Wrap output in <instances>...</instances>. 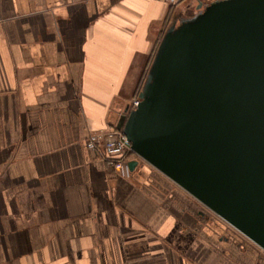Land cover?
I'll use <instances>...</instances> for the list:
<instances>
[{"label":"crops","instance_id":"crops-1","mask_svg":"<svg viewBox=\"0 0 264 264\" xmlns=\"http://www.w3.org/2000/svg\"><path fill=\"white\" fill-rule=\"evenodd\" d=\"M199 2L0 0V264H264L152 164L124 177L86 147Z\"/></svg>","mask_w":264,"mask_h":264},{"label":"water","instance_id":"water-1","mask_svg":"<svg viewBox=\"0 0 264 264\" xmlns=\"http://www.w3.org/2000/svg\"><path fill=\"white\" fill-rule=\"evenodd\" d=\"M198 8L167 30L139 105L117 128L139 157L264 249V0Z\"/></svg>","mask_w":264,"mask_h":264},{"label":"built area","instance_id":"built-area-1","mask_svg":"<svg viewBox=\"0 0 264 264\" xmlns=\"http://www.w3.org/2000/svg\"><path fill=\"white\" fill-rule=\"evenodd\" d=\"M170 4H175L179 0H161ZM212 2L216 0H200ZM140 103V98H136L132 103V108H136ZM86 147L96 151L106 163L119 175L128 177L131 175L129 161L132 158H139L133 150L132 143L122 129L108 127L91 132L86 139Z\"/></svg>","mask_w":264,"mask_h":264},{"label":"rangeland","instance_id":"rangeland-1","mask_svg":"<svg viewBox=\"0 0 264 264\" xmlns=\"http://www.w3.org/2000/svg\"><path fill=\"white\" fill-rule=\"evenodd\" d=\"M203 3H206V4H207V3H211V2L203 1ZM134 100H135V99H134ZM134 100H133V101H134ZM115 173H116V172H115ZM117 174H118V173H117ZM128 177H129V176H128ZM205 208H206V207H205ZM206 210L212 212V211H211L210 209H208V208H206Z\"/></svg>","mask_w":264,"mask_h":264}]
</instances>
